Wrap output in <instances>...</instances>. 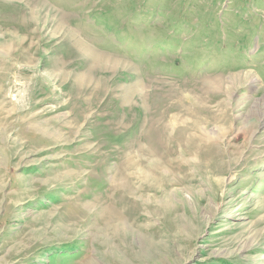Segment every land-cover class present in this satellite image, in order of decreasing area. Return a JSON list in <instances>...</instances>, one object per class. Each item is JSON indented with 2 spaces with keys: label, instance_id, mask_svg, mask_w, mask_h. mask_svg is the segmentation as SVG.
I'll return each mask as SVG.
<instances>
[{
  "label": "rangeland",
  "instance_id": "1",
  "mask_svg": "<svg viewBox=\"0 0 264 264\" xmlns=\"http://www.w3.org/2000/svg\"><path fill=\"white\" fill-rule=\"evenodd\" d=\"M0 264H264V0H0Z\"/></svg>",
  "mask_w": 264,
  "mask_h": 264
}]
</instances>
